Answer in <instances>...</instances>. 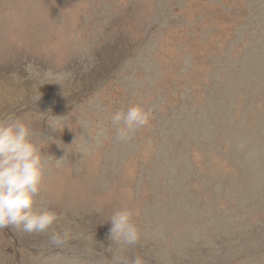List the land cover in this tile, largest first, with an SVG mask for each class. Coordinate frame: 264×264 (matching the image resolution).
Returning <instances> with one entry per match:
<instances>
[{
	"label": "rangeland",
	"instance_id": "374dc122",
	"mask_svg": "<svg viewBox=\"0 0 264 264\" xmlns=\"http://www.w3.org/2000/svg\"><path fill=\"white\" fill-rule=\"evenodd\" d=\"M6 118L41 148L34 211L74 238L4 228L0 264H264V0H0ZM122 209L135 246L109 238Z\"/></svg>",
	"mask_w": 264,
	"mask_h": 264
},
{
	"label": "clouds",
	"instance_id": "9594fccd",
	"mask_svg": "<svg viewBox=\"0 0 264 264\" xmlns=\"http://www.w3.org/2000/svg\"><path fill=\"white\" fill-rule=\"evenodd\" d=\"M151 109L139 105L126 111H116L111 122L117 128V139L128 142L134 133L147 126ZM33 133L28 125L6 118L0 121V230L21 228L25 233L46 234L53 245L60 246L74 238L71 230L56 231L62 219L52 210L34 211V198L42 184V153L31 139ZM130 209L116 211L110 217L109 238L117 245L135 246L140 241V231L133 222ZM113 264H129L124 255L113 254ZM131 264H146L136 255Z\"/></svg>",
	"mask_w": 264,
	"mask_h": 264
}]
</instances>
